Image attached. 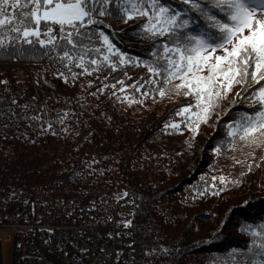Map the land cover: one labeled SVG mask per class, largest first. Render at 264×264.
Segmentation results:
<instances>
[{"label":"trees","instance_id":"16d2710c","mask_svg":"<svg viewBox=\"0 0 264 264\" xmlns=\"http://www.w3.org/2000/svg\"><path fill=\"white\" fill-rule=\"evenodd\" d=\"M160 3L188 9L197 20L194 27H207L182 0ZM108 8L112 14L96 16L102 23L90 26L94 39L86 43L93 50L85 56L83 68L76 66L78 58L69 61L51 46L15 44L0 49V147L10 150L0 155V169L15 187L10 199L0 190V210L29 206L36 193L64 184L85 186L94 193L107 186L114 196L133 197V264H251L261 259L255 253L264 244V147L255 151L242 147L238 136H229V129L259 110L251 97L264 81L243 89L237 86L240 95L230 93L220 101L198 130L195 117L188 119L195 107L186 123L173 128L178 110L195 100L172 92L161 98L154 88L162 78L150 83L157 78L147 69L148 64L165 63L163 47L169 38L145 32L146 18L125 22L117 3ZM207 30L219 35L215 29ZM183 31L196 34L192 28ZM100 32L123 55V64L106 52ZM59 43L71 47L66 41ZM97 47L99 53L94 51ZM104 55H109L107 62ZM38 63L50 65L52 71L32 75V83L3 68ZM130 85L134 97L142 92L145 100L172 101L168 115L133 117L117 100L119 88ZM157 138L159 145L152 141ZM203 139L208 143L205 153L187 174L192 149ZM220 177L239 183L224 185ZM25 239L24 234L14 237L10 264H55L44 245Z\"/></svg>","mask_w":264,"mask_h":264},{"label":"snow or ice","instance_id":"6c2138e0","mask_svg":"<svg viewBox=\"0 0 264 264\" xmlns=\"http://www.w3.org/2000/svg\"><path fill=\"white\" fill-rule=\"evenodd\" d=\"M112 3L119 4L125 22L137 16L146 18L145 32L169 38L163 47L165 63L147 65L148 72L157 78L149 82L155 85L162 78V84L154 88L161 98L170 92L194 98V105L179 109L177 114L189 113L195 107L197 111L188 119L195 117L196 130L200 123L207 122L220 101L228 99L234 88L252 87L264 81V0H204L203 3L182 0L207 22L206 28L194 27L197 20L189 15L188 9L165 7L160 0H0V49L15 44L51 46V50L59 49L69 61L78 58L76 66L83 68L85 56L93 50L86 43L94 39L90 26L102 23L96 16L112 14L108 8ZM188 28L196 34L183 31ZM207 29H215L219 35ZM99 37L106 52L118 56L123 64V55L108 36L100 32ZM60 41L71 47L66 48ZM94 51L99 53L101 49L97 47ZM109 55L103 56L105 62ZM157 56L160 58L159 53ZM90 63L98 62L91 59ZM235 95L239 96L240 92ZM251 99L259 105V110L236 122L229 136H238L244 147L255 151L264 147V85L254 90ZM248 168L250 171L251 165ZM219 179L224 185L239 183L225 177ZM128 226L126 223L125 227ZM259 247L261 251L255 255L261 259L251 264H264V244Z\"/></svg>","mask_w":264,"mask_h":264},{"label":"built area","instance_id":"2783aa9c","mask_svg":"<svg viewBox=\"0 0 264 264\" xmlns=\"http://www.w3.org/2000/svg\"><path fill=\"white\" fill-rule=\"evenodd\" d=\"M3 68L31 83L32 75L52 71L46 63L7 64ZM9 152L0 147V155ZM0 190L5 199H10L15 191L3 169ZM100 193L99 196L88 187L64 184L36 193L27 209L18 205L0 210V242L12 243L15 236L31 233L58 264H133L132 199L114 196L106 188ZM111 194L116 199L111 200Z\"/></svg>","mask_w":264,"mask_h":264},{"label":"rangeland","instance_id":"374dc122","mask_svg":"<svg viewBox=\"0 0 264 264\" xmlns=\"http://www.w3.org/2000/svg\"><path fill=\"white\" fill-rule=\"evenodd\" d=\"M176 83H179V81H177ZM140 86L141 85H137L136 89L137 88L140 89ZM130 87H131V85L120 87L119 90L122 93L117 97V100L120 99L121 103L124 105V107H126L130 111V113L133 117H135V118L156 117L158 119H160V118L163 119L168 115V113L171 110L172 101H168L165 99L164 100L152 99V98H150L149 100H147V99L145 100L144 94H142V92H139L140 97H134L133 93L129 92L131 90ZM238 89H239V87L234 88L232 94H235L238 91ZM184 107H186V106H182L181 108H184ZM151 112H153L155 115L150 116ZM187 115H188V113H185L183 115H178V119L174 121V124L178 126L180 123L184 122ZM184 123H186V122H184ZM229 130H231V129H229ZM160 139L161 138H157V139H153L152 141H154L155 145H159L161 143L159 141ZM182 139H183L182 137H179L177 139V142H181ZM174 141H176V140H174ZM207 144H208L207 141L203 139L200 143H197L195 145L194 149H192L193 157L189 161H187V163H186L185 173L186 172H187V174L190 173L194 169L196 162H198L202 159V157H203L202 155L205 153L204 147H206ZM241 145H242V147H244L243 143ZM213 177H215V175ZM105 188L108 191H110V193L112 192V190H110L107 186H101V187H99L97 193H95V194H98L100 196V194H101L100 191L102 189H105ZM124 194L120 195V196L121 197H124V196L130 197L132 199V203H131V208H132L133 197L130 195H124ZM110 198H111V200L116 199V197H114L112 194H111ZM102 203L108 204L106 201H104ZM30 205L29 206L20 205V206L27 209L30 207ZM131 216H132V212H131ZM131 224H132V220H131ZM24 236L26 237L25 240L28 241L29 244L32 243L33 241H37V239L35 238V235H33L31 233H25ZM0 249H1V256H2V263L1 264H10L11 243L0 242ZM46 254H49V253H46ZM52 255L53 254H49V256L51 258H53ZM55 264H58V262H55Z\"/></svg>","mask_w":264,"mask_h":264}]
</instances>
